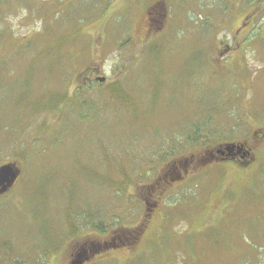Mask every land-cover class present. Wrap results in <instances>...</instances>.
<instances>
[{
	"label": "rangeland",
	"instance_id": "obj_1",
	"mask_svg": "<svg viewBox=\"0 0 264 264\" xmlns=\"http://www.w3.org/2000/svg\"><path fill=\"white\" fill-rule=\"evenodd\" d=\"M253 1L0 0V166L22 171L0 196V264H67L90 241L107 244L84 264H264ZM153 5L165 15L147 33ZM93 73L106 81L89 89ZM231 143L247 167L209 159Z\"/></svg>",
	"mask_w": 264,
	"mask_h": 264
},
{
	"label": "flooded vegetation",
	"instance_id": "obj_2",
	"mask_svg": "<svg viewBox=\"0 0 264 264\" xmlns=\"http://www.w3.org/2000/svg\"><path fill=\"white\" fill-rule=\"evenodd\" d=\"M259 3H261V2H259ZM262 9H263V7L260 4L255 5V7H254V11H258V13H262ZM259 10H261V11H259ZM145 14L147 15L146 20H145V25L147 26V28L150 27V25H151L152 32L154 29L153 27L156 26V23L160 22L159 24L162 26L163 22H162V20H160V18L164 17L165 13L158 12L156 10V5L149 7ZM247 18H249V17H247ZM254 18H256V15H254L251 18V20L253 21ZM243 23H244L243 26H245V25L247 26V22H243ZM161 26H159L157 29H161ZM242 29H244V28H242ZM155 31L156 30H154V32ZM237 32L240 33V30L239 29L235 30L234 36H233L230 44L229 43L228 44L222 43V45H223L222 51L224 52V54L226 53L225 54L226 56H228V55L230 56L232 50L236 49L237 46L244 44L246 41V39H242V38L238 37L239 34ZM93 77H94V80H96L97 82H99L98 78H101V77H98V75H96L95 73H93L92 76L86 77L87 78L86 83L91 84ZM100 83H105V81L100 82ZM219 150H222L221 147H220V149H218V148L216 149V151H217L216 154H214V153L210 154L209 159H212V160H219L220 159L222 161L240 160L241 159L240 155L235 156V155H229L228 153H219L218 152ZM214 162H216V161H214ZM103 244L106 245L107 241L106 242L105 241H101V242L90 241V242H85L82 245L75 247L74 250L71 251V253H70V261L67 264H77V260H78V263H82V264L86 263L90 259L91 255L94 254L92 249L93 248L96 249L98 247L102 248ZM94 246H96V247H94ZM82 256L85 258V260L82 259Z\"/></svg>",
	"mask_w": 264,
	"mask_h": 264
},
{
	"label": "trees",
	"instance_id": "obj_3",
	"mask_svg": "<svg viewBox=\"0 0 264 264\" xmlns=\"http://www.w3.org/2000/svg\"><path fill=\"white\" fill-rule=\"evenodd\" d=\"M250 2H254L253 0L251 1L250 0ZM148 29V31H147V33L149 32V33H151L152 32V30H151V25H150V27H148L147 28ZM76 36H77V38H79V37H81V36H79V35H77L76 34ZM61 42V44L60 45H62V44H64V41L62 40V41H60ZM59 59V58H58ZM98 81H99V78H98ZM98 83H100V81L98 82ZM102 84H104V83H102ZM86 87H88L89 89H91L92 88V86H91V84L89 83V84H87V85H85ZM88 89V90H89ZM87 90V91H88ZM117 92H118V95H117V97H119L120 99H122L124 102H128L129 101V96L127 95V93L124 91V90H119V89H117ZM75 94V92L71 95H69V96H67V94H64L65 96L62 98V100H63V104H65V106L66 107H68V105H69V103H71L72 102V104H75L76 105V99L74 98V95ZM54 105L56 106V105H58V102H54ZM262 134H263V129H262ZM252 154V153H251ZM251 159V157L249 158V160H247L246 161V159H240V160H229V161H222L223 163H220V164H234V165H236V166H238V167H243V168H245V167H247L248 166V163L251 161L250 160ZM180 164H182V162L180 161L179 162V165ZM168 171V170H167ZM166 171V180L168 181L169 180V177H168V173H170L171 172V169H169V171L170 172H167ZM111 180V179H110ZM108 181V185H110L111 184V182L112 181ZM153 181H151L148 185H146L147 187H149L150 189H152V188H154V192H155V195L157 194V192H161V190H159V189H157L156 191H155V182L154 183H152ZM130 182L128 181V182H124L123 183V185H121V186H119L118 188H120L119 190H121V191H125L126 189H127V187H128V184H129ZM154 194V193H153ZM153 194H152V196H153ZM144 226H145V224L144 225H141L140 224V226H138V229L137 230H135V232L136 233H142V231L145 229L144 228Z\"/></svg>",
	"mask_w": 264,
	"mask_h": 264
},
{
	"label": "water",
	"instance_id": "obj_4",
	"mask_svg": "<svg viewBox=\"0 0 264 264\" xmlns=\"http://www.w3.org/2000/svg\"><path fill=\"white\" fill-rule=\"evenodd\" d=\"M106 78H99V81L104 82ZM235 149L238 150V153L241 152L242 147L236 146L234 144L226 145L224 150H219V153L233 154ZM21 174V169L16 163H6L0 166V195L7 192L10 188L13 187L16 180Z\"/></svg>",
	"mask_w": 264,
	"mask_h": 264
},
{
	"label": "clouds",
	"instance_id": "obj_5",
	"mask_svg": "<svg viewBox=\"0 0 264 264\" xmlns=\"http://www.w3.org/2000/svg\"><path fill=\"white\" fill-rule=\"evenodd\" d=\"M27 15H28V10L25 8H20L18 10V14L17 15H9L7 17V21L12 26V28L15 30V29L19 28L20 21L23 20Z\"/></svg>",
	"mask_w": 264,
	"mask_h": 264
}]
</instances>
